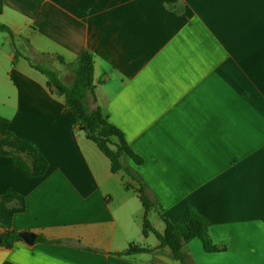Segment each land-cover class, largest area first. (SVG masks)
<instances>
[{
    "label": "crops",
    "instance_id": "obj_1",
    "mask_svg": "<svg viewBox=\"0 0 264 264\" xmlns=\"http://www.w3.org/2000/svg\"><path fill=\"white\" fill-rule=\"evenodd\" d=\"M0 22L22 53L0 31V116L36 148L0 154V200L22 195L6 203L18 210L13 228L36 233L1 245L0 264H181L144 233L145 216L166 226L138 182L112 171L32 66L33 54L70 62L84 51L97 103L143 158L128 163L162 211L176 222L192 205L211 223L220 249L195 238L188 264H264V0H3ZM132 243L156 251L120 254Z\"/></svg>",
    "mask_w": 264,
    "mask_h": 264
},
{
    "label": "trees",
    "instance_id": "obj_2",
    "mask_svg": "<svg viewBox=\"0 0 264 264\" xmlns=\"http://www.w3.org/2000/svg\"><path fill=\"white\" fill-rule=\"evenodd\" d=\"M3 9V0H0V11ZM0 31H6L12 36V46L16 58L22 56L15 44V36L9 25L0 22ZM56 59L63 65L70 74V82H64L58 73L44 65L32 64L34 68L44 74L47 78V85L50 89L65 98L67 107L74 112L78 120L79 127L85 131L86 136L93 140L98 147L110 158L112 171L123 170L139 184L140 198L146 211L153 209L157 212L165 223L164 233L157 232L145 216L143 231L153 230L161 241V247L168 246L173 258L181 264H188L189 253L186 251L187 244L195 238L202 241L206 251H217L220 247L212 243L210 239V221L201 214L194 206H187L181 215L180 220L172 221L157 204V200L150 193L148 184L140 173L128 163L131 160L134 164L143 163V158L138 155L127 141L123 131L113 124L102 106L97 103L94 83V56L89 51L79 54L73 61L67 62L62 55H55ZM29 59V58H28ZM11 140V141H10ZM13 147L17 151L32 149L36 151L34 145L14 136L8 130V120L0 116V154H14L7 151L4 146ZM113 146L115 148H113ZM15 163L24 170H28L23 159L19 155H14ZM34 173H39L45 162L38 154L35 155ZM11 199H18L24 203V197L13 189H8L0 200V225L3 231L2 245L6 248L13 247L16 242L22 241L21 231L13 228L15 209L8 208L6 203ZM23 210V208H21ZM147 213V212H146ZM147 215V214H146ZM37 241H47L43 236L38 235ZM149 247H140L130 244L128 249L120 254H135L141 252H155ZM3 264H14L6 261Z\"/></svg>",
    "mask_w": 264,
    "mask_h": 264
},
{
    "label": "rangeland",
    "instance_id": "obj_3",
    "mask_svg": "<svg viewBox=\"0 0 264 264\" xmlns=\"http://www.w3.org/2000/svg\"><path fill=\"white\" fill-rule=\"evenodd\" d=\"M32 59H33L34 63H36V64L51 67L52 69L56 70L58 75L61 77V79L64 82H66V83L70 82V76L66 73L67 72L66 70L61 69V67H60L61 63L56 59L55 56L50 57V56H44L42 54H40V55L33 54ZM113 148H115V147L113 146Z\"/></svg>",
    "mask_w": 264,
    "mask_h": 264
},
{
    "label": "water",
    "instance_id": "obj_4",
    "mask_svg": "<svg viewBox=\"0 0 264 264\" xmlns=\"http://www.w3.org/2000/svg\"><path fill=\"white\" fill-rule=\"evenodd\" d=\"M21 237L23 238L24 241H26L29 244H32L36 240V233L31 232V231H21L20 233ZM2 245V237L0 234V246Z\"/></svg>",
    "mask_w": 264,
    "mask_h": 264
}]
</instances>
